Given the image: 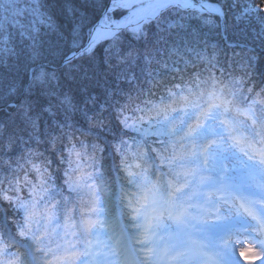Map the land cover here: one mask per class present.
I'll list each match as a JSON object with an SVG mask.
<instances>
[{
    "label": "snow or ice",
    "instance_id": "1",
    "mask_svg": "<svg viewBox=\"0 0 264 264\" xmlns=\"http://www.w3.org/2000/svg\"><path fill=\"white\" fill-rule=\"evenodd\" d=\"M58 6L0 0V264H264V80L210 43L264 0Z\"/></svg>",
    "mask_w": 264,
    "mask_h": 264
},
{
    "label": "trees",
    "instance_id": "2",
    "mask_svg": "<svg viewBox=\"0 0 264 264\" xmlns=\"http://www.w3.org/2000/svg\"><path fill=\"white\" fill-rule=\"evenodd\" d=\"M59 2L60 0H48V3L52 5L53 13L58 16L59 23L64 25V27H67V21L62 16L59 15L60 13V9L58 6ZM77 2L82 3L83 0H77ZM257 2H259V0H257ZM115 15L119 16L120 13H116ZM51 39H55V37H52ZM210 43H215L217 44L218 48L223 49V52L221 53L219 59L222 62L225 60H230L238 75L240 74L239 65L244 60L248 59V57L255 55L258 58L256 61L257 78L260 80H264V39H256L253 35L251 27L245 28V26L241 24L238 27L230 28L226 34H213L210 38ZM228 44H235L236 47L229 48ZM241 45H244L245 47H241ZM248 48L253 49V51L248 52ZM208 51H209V54H211L212 49L209 48ZM67 85H68V88H75V85L73 84L72 81H68ZM89 91L96 92L97 94L99 93V89L97 88H91ZM74 95L76 96L77 101L82 104L84 97L81 96L78 92H74ZM88 107H89V110L91 111L92 110L91 106L89 105ZM9 111H12V110L9 109ZM0 118L7 119V113L0 111ZM74 119L77 121V124L79 127H81L86 132L90 133V135L87 137L88 142H91V140L94 139L96 135H99L100 137L106 140H109V141L113 139V135L108 131L107 126L103 129L97 128V127L90 128L87 121H85L79 114H77L74 117ZM111 128H112V132L119 134V125L115 122V120L112 121ZM46 147H47L46 145H42L41 150L43 151ZM107 151L108 149H106L105 155H107ZM15 154L16 152L14 151L10 155L14 156ZM46 154L52 155V158L54 160L52 171H53V175L55 178V182L57 185L62 186L63 185V173L60 171H56V166L58 163L56 161V157L52 153H46ZM65 194H67L66 189H65ZM4 215H7L9 218L12 217L11 211L4 213Z\"/></svg>",
    "mask_w": 264,
    "mask_h": 264
},
{
    "label": "rangeland",
    "instance_id": "3",
    "mask_svg": "<svg viewBox=\"0 0 264 264\" xmlns=\"http://www.w3.org/2000/svg\"><path fill=\"white\" fill-rule=\"evenodd\" d=\"M236 245L240 264H260L257 256L258 246H254L250 239L241 236L236 241Z\"/></svg>",
    "mask_w": 264,
    "mask_h": 264
}]
</instances>
